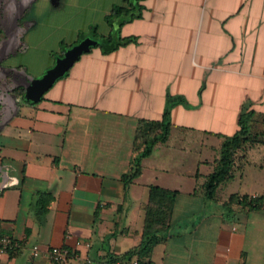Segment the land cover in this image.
<instances>
[{"label":"crops","instance_id":"obj_1","mask_svg":"<svg viewBox=\"0 0 264 264\" xmlns=\"http://www.w3.org/2000/svg\"><path fill=\"white\" fill-rule=\"evenodd\" d=\"M104 2L90 49L37 102L21 100L25 89L0 99V236L11 240L0 264H55L53 246L71 253L64 264L115 260L109 254L140 243L150 185L177 192L152 264H264V142L240 154L215 201L202 187L242 108L264 129V0H141L136 17L112 25L104 16L122 0ZM36 23L34 15L25 27ZM113 30L131 41L103 53L99 36ZM15 68L25 84L32 79ZM168 94L184 101L171 108L168 139L141 160L126 198L121 176L142 148L139 121L160 119ZM231 195L256 197L258 206L230 203L228 212Z\"/></svg>","mask_w":264,"mask_h":264},{"label":"trees","instance_id":"obj_2","mask_svg":"<svg viewBox=\"0 0 264 264\" xmlns=\"http://www.w3.org/2000/svg\"><path fill=\"white\" fill-rule=\"evenodd\" d=\"M140 1L141 0H122L120 4H113L109 12L104 16L105 21L109 25H112L116 16L132 15L136 17L138 15L136 11L140 8ZM120 25H122V22H118V26ZM89 28L96 33L97 26L92 25ZM99 37L101 40L96 46L99 47L103 53L110 52L118 46L127 44L131 41L129 37L116 35L114 30L107 35H100ZM79 38V41H77L78 43L84 39L82 32H79ZM70 46L71 45L64 46L62 53ZM183 101L184 99L182 96L168 94L166 96V107L160 119L139 121L134 138L140 145L142 144V148L140 151H137L138 148L135 146V151H137V153L131 161V167L127 173L121 176L126 198L128 196L127 192L129 185L141 173V160L151 154L155 144L167 141L171 126V108L175 104ZM261 122L264 123V118ZM263 142L264 129L258 128L257 120L254 119V111L249 107L242 108L237 118V130L231 135L223 136L219 155L215 159V166L212 172L206 176L205 182L203 183L202 187L205 197L215 201L217 188L233 177L236 169V162L239 160L240 154L245 151L247 146H253ZM45 197L46 196L43 194L38 195L36 201L37 213L43 211ZM176 197V191L150 185L148 187V202L144 211L140 243L118 258L109 254L108 259L116 260L136 257L140 264H152L150 261L151 252L157 243L165 239ZM230 203L240 205L244 211L254 209L258 206L256 197H249L247 195H231L226 206L228 212H231Z\"/></svg>","mask_w":264,"mask_h":264},{"label":"rangeland","instance_id":"obj_3","mask_svg":"<svg viewBox=\"0 0 264 264\" xmlns=\"http://www.w3.org/2000/svg\"><path fill=\"white\" fill-rule=\"evenodd\" d=\"M43 1L0 0V99L25 89V81L21 80L25 75L15 67L23 69L32 79L42 77L57 57L63 55L64 46L73 44L76 33L82 32L84 39L92 44L95 36L89 27L103 29L101 15L107 8L104 0H70L54 8ZM24 11V20L36 15L35 27L7 35V27ZM19 24L25 27L23 21ZM21 40L25 47L18 53ZM8 66L13 69H7Z\"/></svg>","mask_w":264,"mask_h":264},{"label":"water","instance_id":"obj_4","mask_svg":"<svg viewBox=\"0 0 264 264\" xmlns=\"http://www.w3.org/2000/svg\"><path fill=\"white\" fill-rule=\"evenodd\" d=\"M55 1L56 0H50L51 4H55ZM90 45L88 39H83L81 42L66 49L63 55L57 57L55 64L49 68L42 77L29 79L27 81L21 100L26 103L37 102L55 80L63 76L75 61L90 49Z\"/></svg>","mask_w":264,"mask_h":264},{"label":"built area","instance_id":"obj_5","mask_svg":"<svg viewBox=\"0 0 264 264\" xmlns=\"http://www.w3.org/2000/svg\"><path fill=\"white\" fill-rule=\"evenodd\" d=\"M11 240L7 236L0 237V251H5L10 246ZM88 244V243H87ZM39 247L37 245L32 246V253L34 256L38 255ZM48 258L55 264H64L71 257V253L64 247L53 246L47 250ZM104 264H140L136 257L122 258L113 261L106 262Z\"/></svg>","mask_w":264,"mask_h":264},{"label":"flooded vegetation","instance_id":"obj_6","mask_svg":"<svg viewBox=\"0 0 264 264\" xmlns=\"http://www.w3.org/2000/svg\"><path fill=\"white\" fill-rule=\"evenodd\" d=\"M27 6V5H26ZM25 17V11L18 17L16 18L15 22L13 24H10V26L7 27V35L9 34H13L17 31H24L26 29V27H21L20 26V21H23L24 22V26H25V22H26V19L24 20L23 18ZM14 54V53H13ZM12 55V54H11ZM6 59V58H5ZM7 69H9V67H7Z\"/></svg>","mask_w":264,"mask_h":264}]
</instances>
